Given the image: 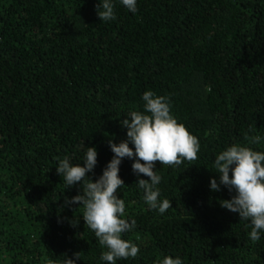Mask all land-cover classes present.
I'll return each mask as SVG.
<instances>
[{
    "label": "trees",
    "instance_id": "16d2710c",
    "mask_svg": "<svg viewBox=\"0 0 264 264\" xmlns=\"http://www.w3.org/2000/svg\"><path fill=\"white\" fill-rule=\"evenodd\" d=\"M98 4L0 0V264H59L74 254L76 264H108L82 205L65 204L82 186L63 183L57 158L82 164L96 147L95 182L114 155L109 141L127 139L121 122L143 110L148 90L169 98L201 147L195 160L156 162L160 199L172 204L163 215L144 202L133 161H122L117 194L137 225L123 238L141 251L116 264L166 255L264 264V234L253 242L250 221L221 207L235 192L210 189L218 153L264 137V0H137L135 14L115 0L111 21H101ZM251 147L264 151V140Z\"/></svg>",
    "mask_w": 264,
    "mask_h": 264
},
{
    "label": "clouds",
    "instance_id": "9594fccd",
    "mask_svg": "<svg viewBox=\"0 0 264 264\" xmlns=\"http://www.w3.org/2000/svg\"><path fill=\"white\" fill-rule=\"evenodd\" d=\"M118 2L130 13L137 12V0ZM97 14L101 21L115 20V0H99ZM142 101L143 110L130 111L126 115L128 118L121 122L127 129V139L119 144L109 141L114 155L95 182L88 174L94 172L98 162L96 147L86 148L82 164H72L67 155L57 158L56 171L63 177V183L68 188L77 183L82 186V194L70 200L66 198L65 204L82 205L80 208L87 228L95 233L98 244L105 249L100 259L108 264L136 258L141 251L137 243L123 238L124 233L133 231L137 225L135 219L126 218V202L117 194V190L125 186L119 175L122 161L125 158L133 161L132 171L137 177L135 184L143 193L144 202L151 210L163 215L172 204L169 199H160L162 177L156 170V162L165 166L192 161L197 158L201 147L199 138L171 114L167 96L148 90L143 93ZM262 140L264 137L256 135L248 145L233 144L218 153L213 164L218 180L213 178L210 181L213 192L220 191L221 186L235 192L230 200L220 201L221 207L238 213L241 220L250 221L249 238L253 242L259 241L264 234V151L251 145ZM141 174L150 180L140 178ZM74 256L75 259L64 256L59 264H76L80 254ZM156 264L184 262L180 256L166 255Z\"/></svg>",
    "mask_w": 264,
    "mask_h": 264
}]
</instances>
